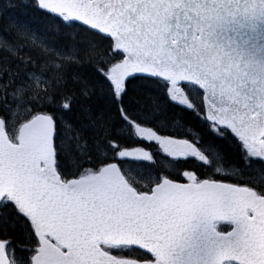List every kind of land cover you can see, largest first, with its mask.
<instances>
[{"label": "snow or ice", "instance_id": "1", "mask_svg": "<svg viewBox=\"0 0 264 264\" xmlns=\"http://www.w3.org/2000/svg\"><path fill=\"white\" fill-rule=\"evenodd\" d=\"M0 264H264V0H0Z\"/></svg>", "mask_w": 264, "mask_h": 264}]
</instances>
